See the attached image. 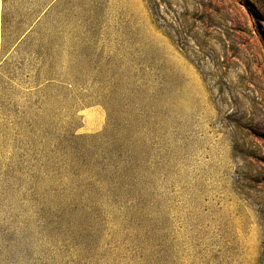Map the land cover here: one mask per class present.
<instances>
[{
	"label": "rangeland",
	"instance_id": "rangeland-1",
	"mask_svg": "<svg viewBox=\"0 0 264 264\" xmlns=\"http://www.w3.org/2000/svg\"><path fill=\"white\" fill-rule=\"evenodd\" d=\"M0 264H264V0H0Z\"/></svg>",
	"mask_w": 264,
	"mask_h": 264
}]
</instances>
